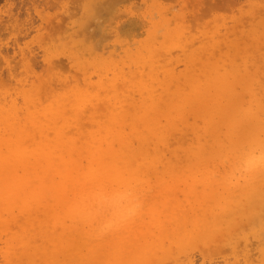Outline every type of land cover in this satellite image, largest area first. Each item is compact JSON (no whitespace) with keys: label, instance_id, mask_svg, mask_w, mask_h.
Here are the masks:
<instances>
[{"label":"rangeland","instance_id":"374dc122","mask_svg":"<svg viewBox=\"0 0 264 264\" xmlns=\"http://www.w3.org/2000/svg\"><path fill=\"white\" fill-rule=\"evenodd\" d=\"M109 2L0 0V142L13 145L0 144L8 152L0 158V178L27 177L28 169L11 159L18 151L13 142L25 133L21 148L27 153L45 152L48 143L58 148L67 139L75 146V163L62 165L59 159L57 166L88 174L90 191L94 179L100 181L96 193L112 190V213L93 219L97 205L81 218L59 201L46 210L52 195L46 180L30 178L28 187L5 189L0 264H264L255 227L243 224L229 232L222 222L221 232L204 237L196 222L225 220L231 200L258 184L245 150L264 147V137L260 148L248 142L249 128L239 118L244 112L264 115V0H121L99 17L96 11ZM85 23L91 32L100 26L94 40L75 31ZM204 75L229 81L215 91L217 99L213 85L200 81ZM245 76L250 81L242 86ZM225 110L235 125L224 132L240 142L212 148L208 142L198 150L204 140L196 131L207 117L219 121ZM57 112L65 114L58 122L46 116ZM157 123L165 126L160 146ZM122 138L142 158L140 165L112 168L111 177L85 143L94 141L102 156L118 151ZM239 148L245 150L234 155ZM45 162L41 158L37 169H47ZM36 190L47 194V202ZM132 196L142 205L132 206L134 211ZM67 198L74 201L73 195ZM170 202L182 220L179 238L174 222L163 216Z\"/></svg>","mask_w":264,"mask_h":264},{"label":"bare ground","instance_id":"6f19581e","mask_svg":"<svg viewBox=\"0 0 264 264\" xmlns=\"http://www.w3.org/2000/svg\"><path fill=\"white\" fill-rule=\"evenodd\" d=\"M120 2H121V0H113V1L110 0V2L108 4H106V5H104V7L100 8L101 10L98 8V11H96V12H98L97 14H99V17H100L101 13H102V9H103V11L105 10L106 7H107L106 10L110 9V8H112V6L114 7V5L119 4ZM66 11H67V9H66ZM93 12H94V10H93ZM93 12L91 11V13H93ZM71 13H73V11ZM97 14L95 16H98ZM64 18H66V17H64ZM97 18L98 17L94 18V21H98V20H95ZM71 19H73V18H71ZM69 21H72V20H69ZM88 22H89V20H88ZM91 22H93V21H91ZM90 23H88V24H90ZM88 26L85 23L81 26L76 27L75 31L78 34H81L83 37H85L86 40H91V39L94 40L93 36L95 35V32L98 30V33H99L101 28L98 25V27L95 29V31L91 32V30L90 31L88 30V28H89ZM55 33H57V32H55ZM62 33H64V32H61V35H62ZM69 33H72V32H69ZM61 35H59V36H61ZM81 35H80V37H82ZM86 42H88V41H86ZM206 70H208V69H206ZM208 77L207 76L205 77V75H204L203 78H205V79L202 80V77H200L201 78L200 81L201 82L202 81L209 82L208 86L213 85L214 92L216 90L217 91L221 90V88L227 87V84L229 83V81H227V79H224V77L223 78H212V77L208 78ZM247 77L246 76L242 77V80L239 79V83L241 85L243 84L245 86V84L247 83ZM249 77H248V82L250 81ZM177 78L178 77H176L175 79H177ZM174 80H173V82H174ZM190 80H191V83H193V77ZM252 80H254V79H252ZM178 84H181V82L179 80L177 82V85ZM177 89H179V87ZM212 89H211V92H212ZM208 90L210 92V89H208ZM208 90L203 95L207 96V94L209 93ZM177 91H179V90H177ZM239 93H241V92H239ZM210 94L213 96L212 93H210ZM212 96H210V97H212ZM214 96H215L214 98L217 99L216 92L214 93ZM255 96H256V94H255ZM212 99H210L208 97L209 106H211V104H212ZM214 101H216V100H214ZM220 106L221 105H219V107ZM201 109H203L204 112H207L208 108L201 107ZM223 110L224 109L220 107L218 112H222ZM222 115H223V117L219 121H216L213 117H207V119L203 122V125L201 126V131H199V130L196 131L198 137L202 138L204 140V141H202V143L200 145H198V147H197L198 150H203L205 145L208 142L210 143L211 148L213 147L214 144H217V143H220V145H224L227 142H229V144L240 142L239 141L240 139L238 137L236 139H233L231 137V135H228L224 132V130H226L227 128H230L229 125L231 123L233 125H235L234 124V122H235L234 116H232L231 113L227 112L226 110L224 111V114H222ZM46 116L47 117L49 116V117H51V120L58 122V120L61 119V117H65V114L60 113V112L50 113V114L47 113ZM30 118H31V121H30L31 125L35 126L36 117L32 116ZM178 119H179V117H178ZM239 120L244 125L246 124V126H245L246 129L249 128L248 131H245L248 142H250V143L256 142L260 148L261 143H258V141H260V139L264 137V115L261 118L256 117V116L248 117V114H246V112H244L243 114H241ZM37 123H39V121H37ZM43 123H45V122H43ZM232 124H231V128L234 127V126H232ZM175 126H176V128L174 127V125H172L171 128L174 127V129H177V125H175ZM40 127H43V129L45 130L48 127V125H46V127H45L44 124H42V125H40ZM163 128H165V126H161L160 123H157L154 127V134L156 135L155 140H156V143L158 146H160L161 141H162V137H163L162 130H163ZM104 132L106 133L107 136L111 135L112 134V127H108L107 130ZM247 132H248V134H250L249 136L247 135ZM242 134H244V133H242ZM26 137H28V136H26L25 133H22L20 135V137L16 139L17 141L13 142V143H15V147H18V151H17V155L14 154L16 157H12L11 159H13L14 162H16L20 167L22 166V167L28 169L27 177L26 178H24L23 176L22 177H18V176L12 177L11 175H9L7 177H5V176L1 177L0 178V194L5 193V189H14V185L20 186L22 184H26V187H28L27 184L31 182L32 178H34L38 183L44 182L46 180L45 187L49 191H52L51 198L50 197L48 198V199H50V201H48V202L46 201L47 194L42 193L43 191L36 190L37 193H40L39 197H37V198L44 199L45 202H47L46 210H51L52 206L54 205V202L59 201L61 203V205L67 209L68 213H73L72 211L75 210L77 212L76 215L79 218H81L85 215H89V214L94 213L93 207H96V205H97V210L94 213L93 219L100 218L104 211H106L108 215L110 213H112L111 212L112 211V190H110L111 188L109 189V191H108V189H103L105 192H102V193L97 192L96 193L95 190L100 187L98 184L100 181H99V179H94L93 181H97V182H94V185H95L94 190L90 191L88 184L91 181L88 177L89 176L88 174H86L85 172L83 174L78 173L76 170H73V169L69 170L68 167H63L64 169H61L57 166V162L59 159H60L59 162H61L62 165H71L72 163H75V156H74V153L72 152L74 150L73 147H75L74 145H72V147L69 146L68 142H66L67 139H63L58 144V146H60L58 148L56 147V148L52 149L51 144L48 143L47 146L50 149H48V150L46 149L45 152L41 148V150L32 149L30 153H27L25 150H23L21 148V146L24 144ZM210 137H213L214 139L211 140ZM246 137H245V139H246ZM241 139H242V137H241ZM119 140H120V142H119L120 145H119L118 151H115V150L114 151L113 150L106 151L105 155H102V156H99L100 153L97 150V146L94 143V141H89V142L85 143L86 146H85L84 150L86 149V151H87V149H88V152L91 153L94 161H99V163H101L106 169H109V171L105 172V174H108L111 177H112V168L113 169L117 168V169L123 170L124 168H122V167L127 165L128 163L131 164V162H133L137 165H140L139 160L142 158L141 153H135L133 151V149L131 148L133 145V142H131L130 139L122 138ZM146 140H148V139H146ZM104 141L108 142V140H106V139ZM243 141L244 140L242 139L241 142H243ZM100 142L103 144L102 141H100ZM0 144H6V145L10 144L9 148L10 149L13 148L12 147L13 145L9 141L8 142H0ZM106 145H108V143H106ZM3 147H5V146L0 145V152L2 151ZM9 148H8V151H9ZM244 150H245V148H239L236 151V154H234V155L238 156L237 154H239V153L241 154V152ZM256 150H258V151L254 152L252 149V152H249V151L245 150L247 155H248L247 163L249 162V160H251V162H249V164H250L251 169L254 171L255 176L260 175L258 177V184H255L256 186L254 185L256 188L254 187L252 192L244 194L245 196H239V197L231 200L230 204H228V205L226 204L227 209L230 211L227 213L225 220H223V219L219 220L217 218H214L213 220L209 221L210 219H208L207 217L205 220H203L202 217L201 218L196 217L197 218L196 222H198L199 225L201 226V229H202L201 230V236H204V237H207V235H210V234H213L216 232H221L222 231V222H224V225H226L227 229L230 230L229 232H234L237 229V227L242 226L243 224H248L253 228L255 227L256 230H254V232H255L254 235L259 240L258 250L261 253L262 257L264 258V147L262 146V148H260V149L256 148ZM54 151L56 152V155L54 154ZM258 152L260 153V156H259V158H256L255 155ZM7 154H8L7 150H5V154L3 152H1L0 158L1 159H7L6 158ZM242 154H244V153H242ZM41 158H43V160H46L45 163L48 166L47 169H45V168H42V169L38 168L37 169L38 162ZM245 158H247V157L245 156L243 159L245 160ZM256 159H261L262 161L259 162ZM142 163L144 164V167L147 166L148 165V159H146V158L143 159ZM32 165H33V167L30 170L29 166H32ZM106 169H102V171L106 170ZM32 172H35V173H32ZM30 173H32L31 174L32 176H30ZM48 179H50V180H48ZM254 180L257 181L256 179H254ZM254 182L251 184H254ZM255 183H257V182H255ZM108 184H112V180H109ZM72 195L74 196V201L73 200L71 201L67 198L68 196L71 197ZM56 197H58V199H56ZM122 200H123V198H122ZM160 200L161 199L159 198L157 202L161 203ZM118 202L120 203L121 201H118ZM127 202H128V199H127ZM121 204H122V202H121ZM124 204H127L126 201H125V203L123 202V205ZM128 204L131 205V206L130 205L129 206L132 208L133 211L135 209H133L132 206H134V207H141L142 206L140 204V198H136V197H133V199L130 198V201L128 202ZM168 204L170 206L173 203L170 202ZM174 205L175 204H173L171 207H167V209L165 208L163 210V216H164V218L168 219L169 221L174 222L175 226L173 229V233H174V236L179 238L180 233L183 229V225H182V220L179 217L180 216L179 211L175 207H173ZM223 207H224V205H223ZM129 211L132 213L131 210H129ZM2 213L3 212H1V209H0V219L4 218V219L8 220L7 218H5V215H3ZM243 229L244 228H242V230ZM93 232H95V231H93ZM163 232L164 231L162 229H160V235L164 234ZM251 232H253V231H251ZM164 237H167V235H165Z\"/></svg>","mask_w":264,"mask_h":264}]
</instances>
